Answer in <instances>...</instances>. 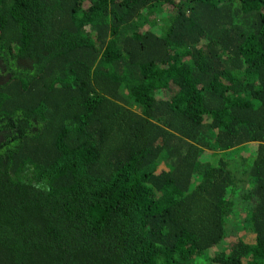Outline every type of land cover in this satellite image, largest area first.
Returning a JSON list of instances; mask_svg holds the SVG:
<instances>
[{"label":"trees","instance_id":"1","mask_svg":"<svg viewBox=\"0 0 264 264\" xmlns=\"http://www.w3.org/2000/svg\"><path fill=\"white\" fill-rule=\"evenodd\" d=\"M0 61V264H264V0H0Z\"/></svg>","mask_w":264,"mask_h":264},{"label":"flooded vegetation","instance_id":"2","mask_svg":"<svg viewBox=\"0 0 264 264\" xmlns=\"http://www.w3.org/2000/svg\"><path fill=\"white\" fill-rule=\"evenodd\" d=\"M8 66L0 61V87L6 88L8 98ZM5 91V92H6ZM4 117L0 118V150L8 147V101L4 106Z\"/></svg>","mask_w":264,"mask_h":264}]
</instances>
